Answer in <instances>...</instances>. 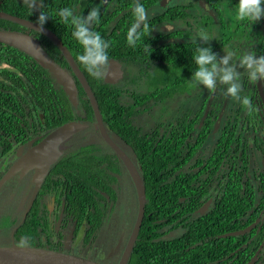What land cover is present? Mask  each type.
Returning <instances> with one entry per match:
<instances>
[{
	"label": "trees",
	"instance_id": "obj_1",
	"mask_svg": "<svg viewBox=\"0 0 264 264\" xmlns=\"http://www.w3.org/2000/svg\"><path fill=\"white\" fill-rule=\"evenodd\" d=\"M158 1L140 3L149 10ZM96 2L43 0L44 6L30 13L22 0H0V10L34 22L40 10L52 16L43 26L54 32L69 50L94 94L108 133H114L128 146L144 185L145 205L127 264H250L264 238V112L257 84L248 87L244 95L260 110L249 113L239 103L220 125L219 108H206L205 100L195 111L157 121L149 129L132 124L130 119L147 108L144 104L149 99L161 102L190 92V78L196 68L192 55L197 45L189 39L191 29L174 26L186 24L189 28L196 21L198 31H211L213 39L208 45L217 56L218 49L231 39L250 46L256 56H261L264 17L252 24L237 21L233 10L238 0H202L200 5L193 0H180L149 16L150 35H144L136 47H131L126 32L133 22L134 0H113L111 7L108 4L101 10L100 22L93 29L112 41L109 58L118 60L122 68L129 63H145L140 72L151 83L145 92L129 91L132 100L125 102L121 99L124 89L90 77L79 64L76 57L82 48L71 35L72 28L59 23L55 15L63 7H71L74 14L87 15ZM202 3L213 13H207ZM168 24L171 27H166ZM0 30L30 33L44 45L48 56L69 66L45 34L9 19H0ZM196 42L200 43L199 39ZM53 80L50 69L31 54L0 41V157L34 136H38L33 142L36 143L50 130L77 119L63 86H55ZM76 89L86 119L93 121L92 106L78 80ZM93 126L98 142L70 150L49 168L30 209L13 231L18 243L26 237L28 246L45 248L39 230L41 227L43 231L39 220L44 215L39 207L49 188L55 190L53 196L58 205L64 201V219L76 220L74 233L83 226L81 243L90 244L95 238L116 200L114 174L129 178L130 174L101 138L95 123ZM215 129L216 140L205 154L203 145ZM101 145L109 152L95 153ZM252 145L263 157V168H254L250 177ZM209 197V207L204 212L197 211ZM254 221L255 226L246 233L221 236ZM14 223L7 216L3 218L6 227ZM169 230L179 233L165 236Z\"/></svg>",
	"mask_w": 264,
	"mask_h": 264
},
{
	"label": "rangeland",
	"instance_id": "obj_2",
	"mask_svg": "<svg viewBox=\"0 0 264 264\" xmlns=\"http://www.w3.org/2000/svg\"><path fill=\"white\" fill-rule=\"evenodd\" d=\"M109 1L111 0H97L95 7H99V12H101V10L107 6ZM177 1L180 0H159L148 10V14L151 16L156 12L162 11L163 8L176 3ZM196 1L199 2V0ZM204 8H206L205 10H207V13H213V10L210 7L205 5ZM197 23L198 22L194 21L192 26L189 28L188 26L182 27L187 28L189 31L191 29L193 32V34L189 37L190 40H192L195 33L198 32ZM170 26L171 24L166 25V27ZM206 32L210 33L211 31ZM213 41L215 43L217 42V40ZM238 43L239 42L235 39H231L226 45L218 49V56H223L225 51H232L234 53L232 62L238 63L237 60L242 54L247 51H251L250 46L240 45ZM141 66H146V64H126L123 67V77H121L120 80L113 82V85L125 90L123 91V95L121 97L122 101L131 102L132 99L129 95V91L135 90L138 92H145L148 86L151 85L150 80H146V75L143 72H140L142 71ZM238 71L242 72V96L245 94L247 88L252 84L248 82L246 73H243V69H238ZM56 83L58 82L56 81ZM256 84L258 89L260 88V90L263 91L264 80H258ZM223 89L224 86H218L216 91H209L203 87L198 89V86L189 87L190 92L186 91L181 94H175L174 96L161 102H154L152 99H149V101L144 104L147 108L135 115H132L130 122L132 124L140 125L142 129H149L154 126L157 121L165 122L176 118L185 112L195 111L205 100L206 108H219L218 115L220 122L218 124L220 125L226 114H229L231 110L236 108L239 104V102L225 97L223 95ZM74 101L75 102H73V104L77 103L76 95ZM260 103L264 112V103L262 102V99L260 100ZM138 105L139 104H136L139 108ZM137 107L135 109H138ZM142 107L143 106H140V109ZM76 108V113L82 114L79 107ZM216 137L217 133L215 129L211 133L209 140L204 144L203 153H209ZM98 141V135L94 126H92L89 128L86 127L77 133L75 132V134L73 133L70 137L57 144L54 150L52 149L51 152H49V154L55 153L53 158H50L49 154L45 152L36 153L33 156L23 157V154L26 150L31 148L32 145H26L21 148L16 147L9 153L1 156L0 217L10 214L11 216L18 217L17 220L19 221V217H21L22 211L30 199L35 184L42 182L45 174L52 166L53 162L72 149L75 150L77 147L82 145ZM101 148L102 145L100 149L97 148L94 152L97 154L109 152L106 148ZM249 158V175L251 177L253 175L252 171L254 168H263V157L260 154V151L252 145L249 150ZM5 174H7V176L1 180ZM114 175L117 176L120 181V185L112 184L116 191V200L112 202L111 210L104 217L100 228L95 233V238L87 245H81V241L78 239L76 245L74 244L69 248H64V251H68L70 253L78 252V254L83 255L82 257L86 258H94L95 256L96 258H104V261L107 262H110L111 259L115 262L119 260L136 218L138 199L132 179L124 176L123 174H120V176L115 173ZM45 199L49 201L51 199V195L48 194ZM14 210L17 212H12ZM10 230L11 228H6L5 230L0 229V246H9L13 242L17 245H21L17 241H13L11 239L9 234ZM63 230L66 231V227L63 228ZM177 233H179V231L173 230L167 232L165 236L170 237ZM118 238H121L120 245L115 246ZM257 264H264V240L259 249V261Z\"/></svg>",
	"mask_w": 264,
	"mask_h": 264
},
{
	"label": "clouds",
	"instance_id": "obj_3",
	"mask_svg": "<svg viewBox=\"0 0 264 264\" xmlns=\"http://www.w3.org/2000/svg\"><path fill=\"white\" fill-rule=\"evenodd\" d=\"M22 2L30 13L44 6L43 0H22ZM262 5H264V0H238L233 10L234 18L239 22L255 23L264 17V6ZM55 15L59 17V23L72 28L71 35L82 48L76 57L79 64L90 77L97 80L104 79L110 68L108 50L112 41L105 40L99 32L93 29V25L100 22L99 7H91L87 15L83 16L74 14L71 7H63ZM131 15L133 22L127 29L126 41L129 46L136 47L142 37L146 34L150 35L152 30L148 23V10L144 4L140 3V0H134L131 5ZM50 17H52L50 14L40 10L37 17L38 25L42 28ZM197 38L200 43L196 42ZM212 39L211 35L203 29L196 32L192 38V43L197 47L192 55L196 68L190 78V87L202 86L209 91H216L218 86H224L223 95L225 97L239 102L249 113L258 112L260 109L254 105L249 96H241L242 72L238 69L244 70L243 73H246L247 80L251 84L264 80V55L256 56L254 51H247L238 58V63H233L234 53L232 51H225V54L220 57L212 51L211 46L208 45ZM20 243L26 244L27 238H22Z\"/></svg>",
	"mask_w": 264,
	"mask_h": 264
},
{
	"label": "water",
	"instance_id": "obj_4",
	"mask_svg": "<svg viewBox=\"0 0 264 264\" xmlns=\"http://www.w3.org/2000/svg\"><path fill=\"white\" fill-rule=\"evenodd\" d=\"M0 19H9L15 22H18L27 28L39 31L45 34L49 39H51L56 46L59 48L60 52L63 54L65 59L67 60L69 67L72 69L75 77L80 82L83 87L85 94L87 95L90 104L92 106L97 127L105 140V142L114 150V152L120 157L125 167L127 168L136 192H137V214L135 218V222L132 228V231L127 240L126 246L123 250V253L119 259L118 264H126L129 258L132 245L136 239L138 230L140 228V224L142 221L143 213H144V205H145V189L140 177L139 172L135 168L133 162L130 158L119 148L110 138L104 124L101 119L100 111L94 97V94L85 79L84 75L74 62L70 52L66 48V46L62 43V41L57 37V35L52 32L49 28L38 25L37 22L32 20L19 17L14 14H10L8 12L0 10ZM0 41L13 45L20 50H23L29 54H31L34 58L39 60L41 64L50 69V72L53 74L58 83H60L64 90L66 91L69 99L73 102L75 99V95L77 93L76 84L74 83L73 77L70 75L68 71L61 68L55 61L50 58L45 50L42 48L39 41L24 32L21 31H10V30H0ZM263 52H264V27H263ZM110 68L108 71V75L103 79L105 82L111 83L115 82L118 78L122 76V68L121 64L118 60L113 58H109ZM262 102L264 103V88L263 91L258 89ZM84 123L79 121H70L61 124L60 126L51 130L46 136H44L41 140H39L36 144H34L27 153L31 152H45L49 153L51 150L62 140L71 136L74 132L78 131L82 127H84ZM53 154H49L50 158H53ZM40 183L35 184V187L31 193L30 199L28 201L29 205L32 203L36 191L39 187ZM210 199L207 200L200 208V211L208 205ZM256 222H252L244 228L229 231L221 234V236H232L237 234H243L248 232L253 228ZM70 237V236H69ZM0 264H102L98 261L73 255L70 253L61 252L55 249H47L36 246H28V245H17L14 242L9 246H0Z\"/></svg>",
	"mask_w": 264,
	"mask_h": 264
},
{
	"label": "flooded vegetation",
	"instance_id": "obj_5",
	"mask_svg": "<svg viewBox=\"0 0 264 264\" xmlns=\"http://www.w3.org/2000/svg\"><path fill=\"white\" fill-rule=\"evenodd\" d=\"M113 1V0H112ZM181 1H188V0H181ZM202 0H199V2H197L196 0H193V2L195 3V4H200V2H201ZM112 3L113 2H111V1H109L108 2V4L110 5L109 7H111V5H112ZM108 4H107V6L106 7H108ZM202 5L203 6H205V4H203L202 3ZM170 6V5H169ZM106 7H104V8H106ZM103 8V9H104ZM186 25V24H185ZM185 25H183V26H185ZM177 26V25H176ZM183 26H177V27H183ZM171 27V26H170ZM175 27V26H174ZM176 27V28H177ZM173 29V28H172ZM21 32H23V31H21ZM24 33H27V34H29V35H31L30 33H28V32H24ZM31 36H33V35H31ZM34 37V36H33ZM42 45V47L44 48V45L43 44H41ZM69 51V50H68ZM50 57V56H49ZM64 57V56H63ZM50 58H52V57H50ZM65 58V57H64ZM73 58V57H72ZM52 60H53V58H52ZM66 60V59H65ZM74 60V59H73ZM54 61V60H53ZM55 61H56V63L61 67V68H63V69H65L66 71H68L69 73H70V75L73 77V80H74V83L76 84V80H77V78L75 77V75H74V73H73V71H72V69L68 66V67H66V65L65 64H63V63H61L60 61H58V60H56L55 59ZM66 62H67V60H66ZM75 62V61H74ZM76 63V62H75ZM67 64H68V62H67ZM69 65V64H68ZM77 65V64H76ZM122 68V67H121ZM124 72V70H123V68H122V76L121 77H123V73ZM50 76L54 79L53 80V82H54V85L55 86H59V85H61L60 83H56V79H55V77H53V74L50 72ZM121 77L120 78H118L116 81H118V80H120L121 79ZM115 81V82H116ZM111 83H113V82H111ZM87 96V95H86ZM76 98H77V103H75V104H73L72 103V101H71V103H72V105H73V107H74V112H75V116L77 117V119H73V120H69V121H67V122H70V121H82V123H84L85 125H84V127H82L81 129H79L78 131H81V130H83L84 128H89V127H92L93 126V124L95 123L96 124V126H97V122H96V118H95V115H94V120L93 121H90V120H88V119H86V116H85V113H83V109L80 107V104H79V96H78V93L76 94ZM88 98V97H87ZM70 100V99H69ZM90 102V101H89ZM76 107H79V109H80V112L82 113V114H78V113H76ZM93 110V109H92ZM93 114H94V112H93ZM79 117H78V116ZM102 119V118H101ZM86 122V123H85ZM103 122V121H102ZM104 124V123H103ZM104 127H105V125H104ZM97 129H98V127H97ZM105 129H106V127H105ZM51 131V130H50ZM49 131V132H50ZM78 131H76V133L78 132ZM98 131H99V129H98ZM48 132V133H49ZM106 132L108 133V131L106 130ZM216 133H217V131H216ZM74 134H75V132H74ZM99 135L101 136V138L103 139V137H102V135H101V133H100V131H99ZM108 135L110 136V138L112 139V141L119 147V148H121L122 149V151L130 158V160L133 162V158H132V155L130 154V152H128V146H126L125 144H124V142L119 138V137H117L114 133H108ZM211 135V134H210ZM70 137V136H69ZM38 138V136H34V137H32V138H30L29 140H27V142H25V143H22V144H20V145H18L17 147H19V148H21V147H23V146H26V145H34V144H36V143H33L34 141H35V139H37ZM43 138V137H42ZM41 138V139H42ZM210 138V137H209ZM40 139V140H41ZM104 140V139H103ZM209 140V139H208ZM207 140V141H208ZM63 141V140H62ZM61 141V142H62ZM105 141V140H104ZM206 141V142H207ZM205 142V143H206ZM204 143V144H205ZM59 144V143H58ZM214 145V144H213ZM31 146V147H32ZM56 147V146H55ZM54 147V148H55ZM203 147H204V145H203ZM54 148H53V150H54ZM212 148V147H211ZM30 149V148H29ZM28 149V150H29ZM28 150H26V152L23 154V157H27V156H33L34 154H36V153H40V152H31V153H27L28 152ZM12 151V150H11ZM114 151V150H113ZM203 151V150H202ZM49 154V153H48ZM118 156V155H117ZM119 157V156H118ZM119 159H120V157H119ZM121 160V159H120ZM122 161V160H121ZM123 163V162H122ZM124 164V163H123ZM133 164H134V162H133ZM125 166V165H124ZM134 166H135V164H134ZM126 168V167H125ZM135 168H136V166H135ZM127 169V168H126ZM137 169V168H136ZM128 171V170H127ZM49 173V170L47 171V173L45 174V176L47 175ZM129 173V172H128ZM118 175H120V174H118ZM7 176V174H5L2 178H1V180L4 178V177H6ZM44 176V177H45ZM121 176V175H120ZM116 178H117V181H113L112 182V184H117V185H120V181L118 180V177L116 176ZM130 178H131V176H130ZM44 179V178H43ZM132 179V178H131ZM40 185V184H39ZM61 188H62V191H63V186H61ZM54 192H55V190L54 189H52V188H49V191H48V194L49 195H51V199L48 201L47 199H44V200H42V204L40 205V211L42 212V214L44 215L43 216V218L41 219V220H39V222H40V224H41V226L43 227V231H42V229H41V227L39 228V230H40V239L42 240V242L43 243H45L46 245H45V248H47V249H50V247H54V248H51V249H55V250H59V251H61V252H65V253H70V252H68V251H64V248H69L71 245H76V242H77V240L78 239H80V241H81V239H82V234H83V226H81L80 228H79V230L76 232V233H74V229H75V223H76V220L74 219V220H71V219H69V218H65L64 219V201L63 200H61V203L58 205L57 203H56V201H55V199H54V196H53V194H54ZM46 197V196H45ZM210 199V201H209V203H208V205L203 209V211H200L199 210V208L207 201V200H209ZM211 197H209L201 206H199V208L197 209V211H199V212H204L208 207H209V204L211 203ZM13 204V203H12ZM32 204V203H31ZM31 204L29 205V203L27 202V205L25 206V208L23 209V211H22V214H21V217H19L20 219H19V221L17 220L18 219V217H16V216H11L10 214H7V215H3V216H1L0 217V229H2V230H5L6 228H11V230L9 231V234H10V236H11V239L13 240V241H16V239L13 237V231L15 230V227L18 225V224H20L21 223V221L24 219V217H25V215H26V213H27V211L30 209V206H31ZM110 207H112V205H110ZM110 210H111V208H110ZM12 212H14V213H16L17 211H12ZM137 214V213H136ZM5 216H7L8 217V219H11V220H15V223L14 224H12V225H10L9 227H6V226H4L3 225V218H5ZM106 216V215H105ZM102 222H103V220H102ZM101 222V223H102ZM135 222V221H134ZM254 222H256V221H254ZM134 225V224H133ZM255 226V225H254ZM253 226V227H254ZM66 227V231H64L63 230V228H65ZM246 227V226H245ZM133 228V227H132ZM132 231V230H131ZM169 231H173V230H169ZM234 231V230H233ZM229 232V231H228ZM131 233V232H130ZM70 236V237H69ZM129 238V237H128ZM263 240H264V238H263ZM47 241H49V243H46ZM120 241H121V238H118V240H117V242H116V244H115V246L116 245H120ZM58 242H59V244H58ZM263 242V241H262ZM81 245H83L82 243H80ZM22 245V244H21ZM24 245V244H23ZM25 245H27V244H25ZM126 246V245H125ZM37 247V246H36ZM42 248H44V247H42ZM125 248V247H124ZM260 249V248H259ZM124 250V249H123ZM122 253H123V251H122ZM122 253H121V255H122ZM70 254H73V255H77V256H83V255H80V254H78V252H74V253H70ZM121 255H120V257H121ZM259 250H257V252L255 253V255L252 257V259L249 261L250 262V264H252L254 261H256V262H258L259 261ZM93 257V256H92ZM86 258V257H85ZM258 258V259H257ZM89 259H92V260H95V261H98V262H100V263H102V264H118V262H119V260L117 261V262H115L113 259H111V261L110 262H107V261H104V258L103 259H101V258H96V256L94 257V258H89ZM120 259V258H119ZM127 264V263H126Z\"/></svg>",
	"mask_w": 264,
	"mask_h": 264
}]
</instances>
